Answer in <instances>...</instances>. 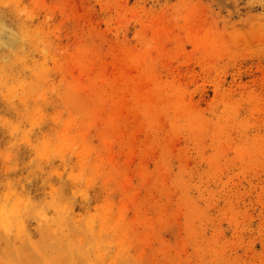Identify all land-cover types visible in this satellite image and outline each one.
Here are the masks:
<instances>
[{
    "label": "rangeland",
    "instance_id": "rangeland-1",
    "mask_svg": "<svg viewBox=\"0 0 264 264\" xmlns=\"http://www.w3.org/2000/svg\"><path fill=\"white\" fill-rule=\"evenodd\" d=\"M0 264H264V0H0Z\"/></svg>",
    "mask_w": 264,
    "mask_h": 264
}]
</instances>
